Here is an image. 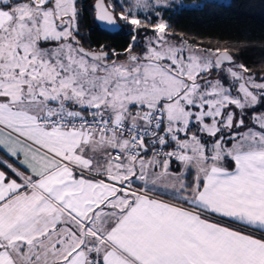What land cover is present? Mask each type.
<instances>
[{"label":"snow or ice","instance_id":"1","mask_svg":"<svg viewBox=\"0 0 264 264\" xmlns=\"http://www.w3.org/2000/svg\"><path fill=\"white\" fill-rule=\"evenodd\" d=\"M180 6L0 0V264H264V67Z\"/></svg>","mask_w":264,"mask_h":264},{"label":"trees","instance_id":"2","mask_svg":"<svg viewBox=\"0 0 264 264\" xmlns=\"http://www.w3.org/2000/svg\"><path fill=\"white\" fill-rule=\"evenodd\" d=\"M164 18L176 34L182 33L190 41L240 46L238 62L256 70L264 67L261 51L264 49V3L261 0H230L228 3L204 0L196 7L167 10ZM82 31L88 38L87 43L96 49L105 45L121 51L130 41L125 32L100 30L87 14L82 21Z\"/></svg>","mask_w":264,"mask_h":264},{"label":"rangeland","instance_id":"3","mask_svg":"<svg viewBox=\"0 0 264 264\" xmlns=\"http://www.w3.org/2000/svg\"><path fill=\"white\" fill-rule=\"evenodd\" d=\"M203 1L204 0H180V2H181V6L180 7H196V6L201 5V3ZM209 1L228 3L230 0H209ZM180 7H177V8H180Z\"/></svg>","mask_w":264,"mask_h":264},{"label":"water","instance_id":"4","mask_svg":"<svg viewBox=\"0 0 264 264\" xmlns=\"http://www.w3.org/2000/svg\"><path fill=\"white\" fill-rule=\"evenodd\" d=\"M101 30V29H100ZM110 33H112V32H110Z\"/></svg>","mask_w":264,"mask_h":264}]
</instances>
